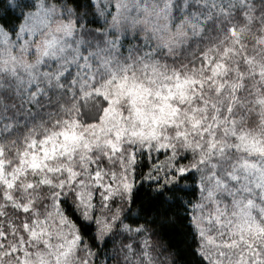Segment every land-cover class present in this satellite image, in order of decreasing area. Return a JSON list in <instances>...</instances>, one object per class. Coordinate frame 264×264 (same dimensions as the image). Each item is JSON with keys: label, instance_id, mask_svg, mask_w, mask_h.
Masks as SVG:
<instances>
[{"label": "rangeland", "instance_id": "1", "mask_svg": "<svg viewBox=\"0 0 264 264\" xmlns=\"http://www.w3.org/2000/svg\"><path fill=\"white\" fill-rule=\"evenodd\" d=\"M194 2L209 8L212 4V0ZM222 2L229 6L223 11L234 4V0H216L217 7L209 16L222 11ZM51 28L69 39L79 31L73 21L63 19H56ZM234 36L244 41L248 55L264 41V37L249 38L244 31ZM33 47L37 51L32 56L27 50L0 49V118L8 116L3 125L10 128L21 115L18 111L10 114L11 106L16 102L29 106L45 88L60 86L40 71L43 58L51 54L43 37ZM180 48H166L163 53L175 56ZM146 51L129 55L127 47L117 49L107 60L102 58L101 71L94 79H82L86 94H100L108 101L98 121L86 125L74 118L42 139L31 137L15 155L18 163L13 165L5 160L0 145V264H93L94 254L81 244L80 232L59 199H71L88 220L95 211L100 241L110 232H114L110 237L119 239L121 231L112 218L126 211L125 193L136 182L139 161L145 159L152 165L146 180L157 167L162 170L156 175L163 176L170 162L185 154L189 160L184 166L199 167L197 175L205 178L207 166L199 163L201 159L210 161L213 168L216 159L229 160L231 171L225 175L238 181L233 185L225 179L219 187L213 183L203 194V222L197 212L202 251L215 264H248L253 252L260 253L258 259L264 258V67L256 62L245 65L233 81L213 83L204 92L208 78L202 73L178 71L167 66L160 54L145 58ZM214 64L212 74L225 79L227 64L222 59ZM237 93L245 104L255 94L258 104L246 127V119L238 121L235 106L229 103L231 99L236 105ZM3 99L14 103L4 105ZM162 152L166 155L161 156ZM222 152L227 155L221 157ZM242 187L245 191L231 201L219 195L229 190L235 194ZM19 188L20 197L16 196ZM256 189L261 199L247 198V192ZM36 195L43 200L32 205ZM128 235L132 237L126 250L130 264L160 263L151 262L145 232Z\"/></svg>", "mask_w": 264, "mask_h": 264}, {"label": "snow or ice", "instance_id": "2", "mask_svg": "<svg viewBox=\"0 0 264 264\" xmlns=\"http://www.w3.org/2000/svg\"><path fill=\"white\" fill-rule=\"evenodd\" d=\"M215 7L216 0H212L210 8L194 0H0V49L27 50L28 55L32 56L37 51L33 45L43 37L46 48L51 50V54L46 55L40 63L43 77L49 81L55 80L60 86L67 84L80 93L76 85L90 76L94 79L101 71L102 58L107 60L117 49L127 47L129 55L147 49L144 55L148 58L162 54L166 48L175 51L186 41L191 46L193 41L205 35L209 25L215 23L217 17L209 16ZM219 7L223 11L229 6L222 2ZM246 7L242 6L238 11L243 12ZM202 8H208V11ZM56 19L73 21L79 31L73 32L71 39L59 36L51 28ZM231 31L235 34L236 29L232 28ZM199 52L201 64L207 63L205 49H199ZM36 99L38 101L39 97ZM107 103L104 100V104ZM225 155L227 152L221 153V157ZM188 160V154L172 160L163 176L156 175L162 170L157 167L146 180L141 179L139 185L134 179L125 193L127 210H120L119 218L114 216L112 219L115 228L125 236L132 232L140 236L147 228L154 229L149 236L156 235L166 240L184 264H215L202 251V230L197 223V212L203 222V194L213 183L219 187L223 180L229 179L225 174H230L231 170L227 167L230 161L216 159L213 168L210 161L201 159L199 163L207 166L208 175L205 178L197 175L199 167L184 166ZM145 168L150 169L152 165L145 164ZM153 176L156 178L153 179ZM229 182L233 185L238 183L231 179ZM145 183L148 188L144 190V197L139 198L137 193ZM244 191L242 187L235 194L229 190L227 194L222 191L219 195L231 201ZM259 192V189L247 192V198L255 195L260 200ZM69 194L75 197L74 192ZM66 202V197L58 201L61 208ZM112 202L115 204V200ZM69 207L75 210V205L69 204ZM261 207L264 208V201H261ZM78 215V230L83 244L84 226L92 225L95 230L99 225L95 211L92 220L84 218L82 213ZM112 235L114 232L104 238V247L111 242L109 237ZM259 256L260 253L253 252L248 264H264V258L258 259ZM108 260L105 257V264H108Z\"/></svg>", "mask_w": 264, "mask_h": 264}, {"label": "trees", "instance_id": "3", "mask_svg": "<svg viewBox=\"0 0 264 264\" xmlns=\"http://www.w3.org/2000/svg\"><path fill=\"white\" fill-rule=\"evenodd\" d=\"M235 7H230L227 11H213L210 17H217L215 23L209 25L208 31L198 41H193L191 46L188 42L182 46L175 56L160 54V59L164 63L178 71H190L202 73L208 78L206 81V88L208 92L213 83H220L221 81L234 80L235 74L240 72L245 65L253 62L259 63L264 67V41L259 42L258 49L253 55H248L247 50L244 49L245 43L242 39L235 37L237 33L244 31L247 36L254 39L264 37V0H234ZM247 5L243 12L238 11L242 6ZM205 11V8L202 9ZM232 28H235V34L232 33ZM230 46L224 48V44ZM240 48H243L240 50ZM199 49H205L207 63L201 64ZM240 50L239 54L236 50ZM222 59L228 67V73L223 79L224 75L214 76L212 74L213 64L217 60ZM214 64V65H215ZM211 65V67H209ZM212 69V70H211ZM256 76H258L256 74ZM82 80L76 85L81 91L77 93L75 89L70 88L67 84L55 88H45L42 93L35 98V101L29 106L20 107L16 102L14 107H10V114H15V111L21 113L16 120V124L11 128L4 126L3 123L7 117L0 118V145L4 150V158L10 164H17L20 149H22L28 140L33 137L35 139L44 138L45 134L52 131H57L62 128L68 120L77 119L86 125L98 121L103 109L108 105L104 104L105 97L103 95L86 94L88 92L83 89ZM263 87L261 83L259 85ZM65 89H68L65 91ZM11 90H4L2 92H9ZM203 93V91H202ZM237 99L236 105L234 101L229 99V103L235 108L234 115L239 119L238 121L244 123L245 127L248 124V116L255 106V94L253 100L245 104V100L239 97V94L234 95ZM4 105H11L14 101L10 99H3ZM9 115V114H8ZM19 156V155H18ZM145 164H148L145 159L139 161L136 166V183L140 184V180L144 178L147 173ZM143 173V175H142ZM148 188L145 183L144 188L137 193L139 198L144 197V190ZM22 189L19 188L16 196L22 195ZM41 196L36 195L32 205H37ZM71 199L67 198L64 205V210H67V217L79 228V212L75 208L69 207ZM72 201V200H71ZM26 203V201H24ZM1 205V198H0ZM127 210V205H125ZM85 233L83 237V244L94 254L93 261L95 264H105V257L109 258L108 264H130L126 254L127 246L130 244L132 237L125 236L119 232V239L110 237V243L107 247L103 246V241H100L96 235V229L92 225L84 226ZM80 232V231H79ZM154 232V229L147 228L145 233L149 242V251L151 255V262L159 264H174V251L168 246L166 240L157 237L156 235L149 236V233ZM82 238V237H81ZM135 256L139 259L138 254L134 251Z\"/></svg>", "mask_w": 264, "mask_h": 264}, {"label": "clouds", "instance_id": "4", "mask_svg": "<svg viewBox=\"0 0 264 264\" xmlns=\"http://www.w3.org/2000/svg\"><path fill=\"white\" fill-rule=\"evenodd\" d=\"M174 264H184V261H182L179 257L176 256L174 257Z\"/></svg>", "mask_w": 264, "mask_h": 264}]
</instances>
